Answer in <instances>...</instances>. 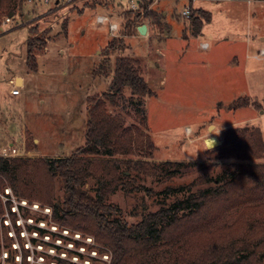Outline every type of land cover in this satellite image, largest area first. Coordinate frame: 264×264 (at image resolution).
<instances>
[{
	"label": "rangeland",
	"instance_id": "1",
	"mask_svg": "<svg viewBox=\"0 0 264 264\" xmlns=\"http://www.w3.org/2000/svg\"><path fill=\"white\" fill-rule=\"evenodd\" d=\"M201 4L210 9L212 20L196 36L181 14L184 6H191L189 0H154L152 8L163 15L159 24L152 18L135 23L150 26L145 34L138 33L135 25L125 26L127 9H131L128 0H71L59 5L23 0L8 22L6 15L0 16V153L12 144L19 152L13 156L66 157L84 144L87 96L107 90L111 78V73L99 69L104 48L113 37L108 22H96L100 13L118 23L116 36L123 40L110 52L109 64L116 56L136 58L141 75L154 91L141 98L146 116L141 127L150 145L134 154H111L100 148L98 154L86 155L146 158L158 167L155 174L136 168L125 171L129 174L125 187L105 198L119 207L126 223H136L147 212L170 204L176 194L166 192L167 188L202 174H227L238 163H264V152L245 159L229 147L218 148L228 128L259 129L264 140V0ZM30 28L33 37L46 38V46L36 54L39 69L34 72L25 63ZM203 42L206 48L201 47ZM12 72L26 78L15 101L6 98L9 85L3 80ZM130 97L125 88L124 106L119 96L114 106L108 102L109 111L120 115L124 126L139 124L128 103ZM238 98H247L248 104L232 107ZM55 134L59 137L53 140ZM212 136L217 140L209 146L207 139ZM38 137L42 149L36 152L34 139ZM163 161L179 164L163 172ZM57 185L54 196L61 201ZM95 186V178L88 177L84 188L90 195ZM4 192L9 197L1 194L0 199L4 206L9 200L11 206L0 214V264H109V252L93 248L97 244L92 236L54 223L49 206L38 200H18L9 187ZM262 216L264 207L246 211L240 206L222 222L238 225L242 221V234L247 223ZM184 244L157 250L153 255L156 264L178 263Z\"/></svg>",
	"mask_w": 264,
	"mask_h": 264
},
{
	"label": "trees",
	"instance_id": "2",
	"mask_svg": "<svg viewBox=\"0 0 264 264\" xmlns=\"http://www.w3.org/2000/svg\"><path fill=\"white\" fill-rule=\"evenodd\" d=\"M153 2L139 0L137 9H127L125 26H134L141 18H152L159 24L163 14L152 8ZM22 4L23 0H0V16L12 18ZM187 18L191 33L196 36L210 21L211 14L190 6ZM31 30L25 40V63L34 72L38 69L36 54L46 46V38L33 37ZM122 43V38L113 36L104 48L105 58L99 69L111 73V78L107 90L87 96L84 144L66 157L0 155V195L9 197L4 192L9 187L18 200H38L40 205L49 206L54 223L82 236H92L97 244L93 248L99 253L109 252V264H156L153 255L157 250L184 243L180 261L172 264H264V216L247 223L242 234V221L238 225L222 222L225 215L240 206L246 211L264 207V163H238L227 174H202L186 184L167 188L166 192L176 194L174 200L132 224L122 219L119 207L105 201L116 189L125 187L129 178L125 171L136 168L150 174L159 172L156 164L146 158L86 156L98 154L100 148L111 154H134L150 145L141 127L146 122L141 98L154 91L141 75L136 58L116 56L109 64L110 52ZM125 88L130 90L128 103L139 117L138 125L124 126L121 116L108 109V102L114 106L118 103L116 97L123 99ZM238 100L231 106L248 104L247 98ZM124 102L123 99V106ZM228 147L238 158L258 157L264 152L262 133L259 129L228 128L218 148ZM178 164L163 161L161 170L167 172ZM88 177L96 180L93 195L84 188ZM56 183L62 191L61 201L54 196ZM6 203L4 206L0 199V214L5 208L10 211L11 203ZM34 229L42 231L39 227Z\"/></svg>",
	"mask_w": 264,
	"mask_h": 264
},
{
	"label": "built area",
	"instance_id": "3",
	"mask_svg": "<svg viewBox=\"0 0 264 264\" xmlns=\"http://www.w3.org/2000/svg\"><path fill=\"white\" fill-rule=\"evenodd\" d=\"M30 2H40V3H48L49 1H54L55 5H59L60 3H65L71 0H28ZM138 1L139 0H128V4L131 9H136V7H138ZM190 13V6H184L181 14L184 17H188ZM11 19V16H7L5 18V22H8ZM96 22L100 23V24H104L106 22H108V31L109 34L112 36H116V32L119 29L118 23L111 20L110 16L107 14H97L96 15ZM201 47L202 48H206L207 47V43L203 42L201 43ZM263 53V50L261 51V54ZM19 88L17 86H14L13 88L10 89V93L11 94H18L19 93ZM18 151L15 147H13V145H7L6 147L2 148L1 151V155L3 156H13V155H18Z\"/></svg>",
	"mask_w": 264,
	"mask_h": 264
},
{
	"label": "crops",
	"instance_id": "4",
	"mask_svg": "<svg viewBox=\"0 0 264 264\" xmlns=\"http://www.w3.org/2000/svg\"><path fill=\"white\" fill-rule=\"evenodd\" d=\"M204 1H208V0H189V4L192 6V7H194V8H202V9H204V10H207V11H209L210 9H207V8H205V7H203L202 6V2H204ZM210 1H220V0H210ZM184 8V7H183ZM210 12V14H211V11H209ZM165 13V12H164ZM100 14V13H99ZM212 20V14H211V19H210V21ZM210 21L209 22H205L204 24H203V26H202V29L204 28V25L206 24V23H210ZM137 26H138V24H136L135 25V29H136V31L138 32V30H137ZM201 29V30H202ZM150 32V26L149 25H146V33H149ZM139 33V32H138ZM38 69H39V67H38ZM37 69V70H38ZM25 75H23V74H21V73H18V72H12L11 74H10V76H8L7 78H4L3 80H4V82H5V84L6 85H9V88H8V90H7V99L8 100H13V101H15L14 99L15 98H17L21 93H22V90H23V88H24V86H25ZM14 86H17L18 88H19V93L18 94H11L10 93V89L11 88H13ZM63 131V130H62ZM56 137H59V135H54L53 137H52V139L54 140ZM40 137H38L37 139H34V140H36L37 142L35 143V145H34V151H36V152H38L40 149H42L41 148V146H42V142L40 143ZM52 143H54V144H56L55 142L56 141H51ZM60 143V142H59Z\"/></svg>",
	"mask_w": 264,
	"mask_h": 264
},
{
	"label": "water",
	"instance_id": "5",
	"mask_svg": "<svg viewBox=\"0 0 264 264\" xmlns=\"http://www.w3.org/2000/svg\"><path fill=\"white\" fill-rule=\"evenodd\" d=\"M137 30L140 34L146 33V24H140L137 26Z\"/></svg>",
	"mask_w": 264,
	"mask_h": 264
},
{
	"label": "bare ground",
	"instance_id": "6",
	"mask_svg": "<svg viewBox=\"0 0 264 264\" xmlns=\"http://www.w3.org/2000/svg\"><path fill=\"white\" fill-rule=\"evenodd\" d=\"M207 138H208V137H207ZM216 140H217V139H216L214 136H212V137H210V138L207 139V144H208L209 146H211V145L214 144V142H215Z\"/></svg>",
	"mask_w": 264,
	"mask_h": 264
}]
</instances>
